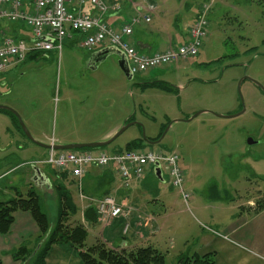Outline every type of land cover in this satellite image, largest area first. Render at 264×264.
Returning a JSON list of instances; mask_svg holds the SVG:
<instances>
[{"label":"rangeland","instance_id":"obj_1","mask_svg":"<svg viewBox=\"0 0 264 264\" xmlns=\"http://www.w3.org/2000/svg\"><path fill=\"white\" fill-rule=\"evenodd\" d=\"M134 3H149L141 11L152 18L149 26L158 28L164 42L168 36L176 40L185 35L200 9L207 7L208 34L199 56L129 80L115 55L91 65L90 56L104 48L84 49L66 39L60 52L37 53L35 59L1 76L0 106L18 115L27 135L16 117L0 111V161L7 156V167L0 168V201L17 194L25 197L33 189L42 198V210L52 226L58 209L54 189L30 183V164L38 163L52 185L56 177L64 176L62 184L72 187L77 201L81 200L79 182L44 164L49 150L28 137L45 146L100 143L130 123L109 146L91 152L110 154L138 141L143 150L173 152L179 156L187 195L184 200L171 187L164 166L161 180L151 170L142 180L128 183L136 202L145 204L160 196L167 213L164 227L148 224L147 233H155L154 239H137L140 244L160 250L165 264H177L180 257L196 252L197 239L215 231L264 259V0H120L118 13ZM150 4L155 12L149 11ZM110 130L115 133L105 139ZM158 137L162 139L155 145L145 141L155 142ZM17 164L22 167L10 174V167ZM126 208L130 218L115 220L125 221L122 237L133 239L128 230L132 209ZM14 217L9 231L0 234V260L30 264L16 261L14 255L21 246L32 250L37 244L36 225L29 213L17 211ZM80 219L78 214L67 225L74 227ZM112 221H101L97 215L103 227ZM232 226L239 227L236 234L230 232ZM93 236L87 237V246L97 241L108 245Z\"/></svg>","mask_w":264,"mask_h":264},{"label":"built area","instance_id":"obj_2","mask_svg":"<svg viewBox=\"0 0 264 264\" xmlns=\"http://www.w3.org/2000/svg\"><path fill=\"white\" fill-rule=\"evenodd\" d=\"M73 5L79 9L91 6L95 12L81 13L72 9ZM108 10L119 11L120 6H107L102 0H0V24L21 23L29 33L28 38L19 40L0 33V74L25 61L30 54L60 52L63 42L77 34L81 37L80 47L84 49L112 47L122 52L131 75L137 76L163 65L197 57L208 34V8L204 6L188 28L187 40L183 44L162 52L142 54L131 47L127 39L132 36L134 27L150 22L148 13H137L116 29L107 26L103 19ZM44 164L55 171L68 172L78 182L89 167L111 169L125 187L131 180H142L146 171L154 170L158 164L160 169L164 166L167 171L171 187L177 189L184 200L187 198L179 156L173 152L123 150L95 155L90 151L49 150ZM95 209L101 221L130 218L126 206L117 204L113 197L105 196L96 201Z\"/></svg>","mask_w":264,"mask_h":264},{"label":"crops","instance_id":"obj_3","mask_svg":"<svg viewBox=\"0 0 264 264\" xmlns=\"http://www.w3.org/2000/svg\"><path fill=\"white\" fill-rule=\"evenodd\" d=\"M107 4V6H112L114 4H118L120 0H102ZM141 2V1H140ZM146 5L142 3H134L132 4L125 12L118 11H109L104 15L103 19L107 26L118 28L124 22H126L130 17L134 16L136 13H143ZM152 6V4H150ZM72 9L75 11H79L81 13H89L94 14L95 10L91 6H84L81 9L76 7V5L72 6ZM152 10L155 12L154 7L152 6ZM201 10V9H200ZM123 20H126L122 23ZM152 22V18H150L149 23H141L140 25L133 28L132 36L127 39L129 45L133 47L136 51L142 54H152L153 51L165 50L169 46H175L180 42H185L187 39V31L185 35H181L174 40L173 37L168 36L166 41H162L158 34V28L152 29L149 25ZM188 30V28H187ZM0 33H5V35L12 37L13 39H26L28 38V30L21 24H9L6 22H2L0 24ZM67 40L72 41L80 46V38L77 34H72ZM53 51L40 55H51ZM155 53V52H154ZM39 54H30L27 57L35 59ZM199 56V55H198ZM91 57V56H90ZM27 60V59H26ZM25 60V61H26ZM24 62V61H23ZM22 63V62H21ZM20 64V63H19ZM18 65V64H17ZM16 65V66H17ZM16 67H10L5 73L0 74L3 76L4 74H8L11 70ZM3 80V79H2ZM4 81V80H3ZM35 103V102H34ZM35 110V108H34ZM60 128L64 129L65 124L63 121H60ZM67 127V126H66ZM114 129V128H113ZM115 133L114 130H110L105 133V139L110 138ZM68 143V142H66ZM76 143V142H73ZM120 150V149H118ZM118 150H113L118 151ZM1 151L5 152L4 149ZM7 158L6 155L2 156V160L0 161V168H6V164L4 161ZM27 164V163H26ZM26 166L25 164H23ZM31 167L28 170V178L30 179V183L34 184L33 178L35 177L33 172V167L37 168L43 177L47 180V182H43L42 185L37 186L38 188L52 187L51 180L49 177L44 174V172L36 167L35 163L30 164ZM21 164L12 165V171L10 174H14L21 168ZM96 167H89L82 179L79 181L78 186H80V201H77L75 196L73 195V191L70 190L71 186L68 187V190L71 193L73 203L78 209V214L80 215L81 223L84 225L88 232V237L94 235L93 237H99L102 240H106L107 246L109 247H125V248H134L140 246L142 240L154 239L155 233H151L150 236L147 233L148 224L153 223L155 226L164 227V223L167 220V213L164 207V203L161 200L160 196L158 198H149L150 200H145V204L143 201L136 202L133 199V196L129 190V188L125 187L122 182L120 183L117 178H119L111 169H99L97 168V172L94 171ZM7 174V175H10ZM35 185V184H34ZM36 186V185H35ZM142 186V184H141ZM104 196L113 197L117 204H121L132 209L131 219L129 221V234L133 239H127L122 237L121 228L125 224L123 220H114L109 226L103 227L98 222L95 225H89L85 221H83V212L88 207H93L96 201L100 200ZM56 196L54 197V200ZM57 203V202H56ZM249 205V204H248ZM58 208V204H57ZM98 226V230H94V227ZM93 227L92 229H90ZM239 227L231 228V233L236 234ZM90 229V230H89ZM229 233V234H231ZM157 235V234H156ZM204 238L197 239V250L192 255L203 256L205 254L213 253L215 255V264H264V259L253 252L251 249L246 248L237 244V242L230 240V236L228 234H219L215 231L211 232L209 235H203ZM137 239H142L139 242ZM142 246V245H141ZM45 264H81L79 258L75 251L61 247V246H53L51 247Z\"/></svg>","mask_w":264,"mask_h":264},{"label":"trees","instance_id":"obj_4","mask_svg":"<svg viewBox=\"0 0 264 264\" xmlns=\"http://www.w3.org/2000/svg\"><path fill=\"white\" fill-rule=\"evenodd\" d=\"M79 38L81 40L80 36ZM26 59L32 60V58L28 57ZM92 150L82 149L79 151ZM124 150H143L142 141L130 143L126 145ZM120 151L123 150H118L117 152ZM60 178L58 179L56 177L52 185L58 204L56 219L52 226L47 215L42 210V198L33 189H28L25 197L17 194L15 198L0 201V234L9 231L15 219L14 214L17 211L29 213L36 225L37 244L32 250L26 249L25 246L18 248L14 255L16 261L20 260L22 263L30 261V264H45L51 247L61 246L75 251L81 264H165V255L153 246H139L134 248L119 246L114 248L100 241H97L91 246H87L85 242L88 237V232L84 225L81 222H78L74 227L67 225L70 218L77 216L78 209L73 203L70 191L64 183L62 184L61 180L65 177ZM33 186L38 188L34 184ZM82 217L83 221L89 225H95L97 223V213L93 207L85 209ZM214 258L215 255L213 253L203 256H182L178 259L177 264H215ZM0 264H3L1 260Z\"/></svg>","mask_w":264,"mask_h":264},{"label":"water","instance_id":"obj_5","mask_svg":"<svg viewBox=\"0 0 264 264\" xmlns=\"http://www.w3.org/2000/svg\"><path fill=\"white\" fill-rule=\"evenodd\" d=\"M111 55H115L118 58V67L120 68V70L122 71L124 76L127 79L131 80L133 76L131 75V73L129 71L125 56L122 52H120L119 50H117L115 48H112V47L104 48L102 50H99V51L93 53L90 57V64L94 65L95 63L103 62L106 58H108ZM93 69H95V67H93ZM1 110L6 111V112L10 113L11 115H13L14 117H16V119L20 123L21 129H22L21 131H23V133H25L27 135L25 127L22 125L18 115L13 110H11L10 108H7V107L0 106V111ZM130 126H131L130 123L124 125L115 135H113V137H111L107 141L100 142V143L73 144V145H61V146H56V145L45 146V145H41V144L35 142L30 137H28V136L27 137L30 139V141L34 145L39 146V147L46 149V150H53V151H79L82 149L97 150V149H101V148H105L106 146H109L113 141H115ZM161 139H162V137H160L155 142H151L148 140H145V141L148 145H155V144H158L161 141ZM247 144H249V145L253 144L252 140L248 139ZM33 172H34V175L36 177V178L35 177L33 178L34 184L36 186L42 185L43 182L44 183L47 182L45 177H43V175L41 174V172L37 168L33 167ZM154 174L158 180H161V170H160L158 164L156 165V168L154 169ZM37 179H39V180H37Z\"/></svg>","mask_w":264,"mask_h":264},{"label":"flooded vegetation","instance_id":"obj_6","mask_svg":"<svg viewBox=\"0 0 264 264\" xmlns=\"http://www.w3.org/2000/svg\"><path fill=\"white\" fill-rule=\"evenodd\" d=\"M22 133V132H21ZM250 139V138H249ZM248 140V139H247ZM250 140H252V139H250ZM253 142V141H252ZM36 178V177H35ZM37 180H39V179H37Z\"/></svg>","mask_w":264,"mask_h":264}]
</instances>
